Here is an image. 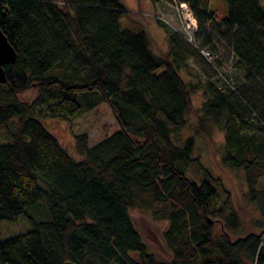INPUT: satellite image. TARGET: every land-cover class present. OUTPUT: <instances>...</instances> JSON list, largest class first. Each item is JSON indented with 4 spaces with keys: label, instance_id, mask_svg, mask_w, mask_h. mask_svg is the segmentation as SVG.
Returning <instances> with one entry per match:
<instances>
[{
    "label": "trees",
    "instance_id": "1",
    "mask_svg": "<svg viewBox=\"0 0 264 264\" xmlns=\"http://www.w3.org/2000/svg\"><path fill=\"white\" fill-rule=\"evenodd\" d=\"M176 1L196 15V39L200 23L216 26L246 79L264 81L261 0H226L223 11L213 0ZM127 17L122 0H0V28L17 51L0 82V129L8 136L0 142V224L25 216L32 225L0 239V264H264V222L241 235L240 214L219 205L217 187L190 176L191 165L201 166L196 140L182 139L193 114L198 133H210L209 124L224 131L223 162L245 171L247 197L264 215V128L255 132L246 119L254 107L264 113V93L246 94L227 79L225 91L193 81L183 35L166 32L169 48L158 54L144 24H124ZM31 90L38 95L24 100ZM103 103L119 129L94 145L76 135L83 159L43 121H68ZM132 209L168 221L172 260L150 250Z\"/></svg>",
    "mask_w": 264,
    "mask_h": 264
},
{
    "label": "rangeland",
    "instance_id": "2",
    "mask_svg": "<svg viewBox=\"0 0 264 264\" xmlns=\"http://www.w3.org/2000/svg\"><path fill=\"white\" fill-rule=\"evenodd\" d=\"M264 4V0H261ZM130 11V17L123 20L128 24L129 19L139 21L149 32L153 50L161 54L168 50L169 42L167 33L178 32L184 39L180 44L185 51L187 62L194 77L189 78L193 81L202 83H215L220 89L225 91L226 79L236 90H242L246 94L260 89L264 93V81L250 82L246 79L243 69L237 65L235 59L234 46L230 38L223 34L211 23L201 25L200 32L195 37L194 43L189 41L183 31L181 19L177 9V1L153 0H122ZM213 5L223 11L228 8L226 0H213ZM160 17L162 20H159ZM128 21V22H127ZM199 26V22H198ZM199 29V27H198ZM167 32V33H166ZM185 33V34H184ZM199 46L210 50L215 57L207 56L204 51L197 49ZM207 44V46H205ZM228 85V84H227ZM261 85V86H258ZM203 91L195 95V105L200 108L203 103ZM38 95L37 90H31L24 94L22 98L32 101ZM263 101L257 103L261 106ZM258 108V107H257ZM254 107L252 114L247 115L246 119L255 127V132L264 128V113ZM47 128L53 132L63 143V145L78 159L83 157L76 149V135L87 134L91 144H97L108 134H112L119 129L118 122L111 108L103 103L97 108L84 112L70 120L45 119L43 120ZM198 121L196 114L190 116L189 123L182 130V139L194 136L196 147L194 157H199L200 167L196 164L191 165L189 174L198 182L205 180L211 181L218 189L219 205L225 204L228 210H236L240 214L242 223L241 235L250 232H260L259 223L264 222V215L257 203L251 202L247 194L249 187L243 169H232L223 162L225 152V132L213 124H209L210 133H198ZM261 132L260 134H263ZM8 140L6 133L0 129V142ZM261 184H264V179ZM131 214L136 227L142 234L150 250L155 253L157 258L162 261H170L173 254L168 248L164 231L168 227V221L157 219L152 211L143 209H132ZM32 230V225L25 216H21L15 221H3L0 224V239H6L15 235H20ZM233 238H236L234 235Z\"/></svg>",
    "mask_w": 264,
    "mask_h": 264
},
{
    "label": "built area",
    "instance_id": "3",
    "mask_svg": "<svg viewBox=\"0 0 264 264\" xmlns=\"http://www.w3.org/2000/svg\"><path fill=\"white\" fill-rule=\"evenodd\" d=\"M177 9L181 19L183 31L187 32V35L184 33L185 37L189 41L193 42L199 27L198 19L187 2L177 1ZM204 53L211 58L214 57L208 51H204Z\"/></svg>",
    "mask_w": 264,
    "mask_h": 264
},
{
    "label": "water",
    "instance_id": "4",
    "mask_svg": "<svg viewBox=\"0 0 264 264\" xmlns=\"http://www.w3.org/2000/svg\"><path fill=\"white\" fill-rule=\"evenodd\" d=\"M17 60V51L10 43L8 37L0 28V82H7V73L5 70V65L9 63H15ZM210 222H213L210 220ZM65 264H76L75 262L69 260Z\"/></svg>",
    "mask_w": 264,
    "mask_h": 264
}]
</instances>
